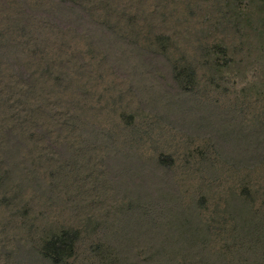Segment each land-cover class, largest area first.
I'll use <instances>...</instances> for the list:
<instances>
[{"label": "rangeland", "instance_id": "374dc122", "mask_svg": "<svg viewBox=\"0 0 264 264\" xmlns=\"http://www.w3.org/2000/svg\"><path fill=\"white\" fill-rule=\"evenodd\" d=\"M27 8L0 15V264L61 231L60 264H264V0Z\"/></svg>", "mask_w": 264, "mask_h": 264}, {"label": "trees", "instance_id": "16d2710c", "mask_svg": "<svg viewBox=\"0 0 264 264\" xmlns=\"http://www.w3.org/2000/svg\"><path fill=\"white\" fill-rule=\"evenodd\" d=\"M90 1L91 0H59L55 2V0H8V5H5L0 0V15L3 16L1 21L6 24L14 23L16 28L18 27V24L23 22L24 17H28L29 12L33 13L35 10L28 9L27 5L33 6L34 4H37L39 8L45 12L42 16V19L48 23H55L54 16L60 15L64 7L67 6L70 12L67 15L66 23L68 26H70V28L72 27L73 30H76L77 27L75 25L78 23H83L84 25L87 24L89 28H92L93 24H98L96 22H88L86 18L102 17L107 19L110 18L111 13L113 12L108 8L101 14H93L88 8ZM40 11L41 10H37V12ZM102 25L103 24H101V26ZM11 29L13 30V27H11ZM11 35L12 34L0 33V41L10 38ZM12 54L15 53L12 52ZM14 63L15 62H12V70L14 75H16V78L20 81H23V79L26 80V75L21 73L20 67L16 66ZM77 239L78 233L76 231H61L44 242L42 247V255L45 259L50 260L53 264H60L61 262H64L65 260L72 257Z\"/></svg>", "mask_w": 264, "mask_h": 264}]
</instances>
